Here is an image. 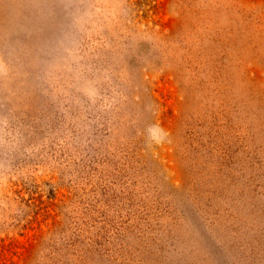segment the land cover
Returning <instances> with one entry per match:
<instances>
[{
    "label": "rangeland",
    "instance_id": "rangeland-1",
    "mask_svg": "<svg viewBox=\"0 0 264 264\" xmlns=\"http://www.w3.org/2000/svg\"><path fill=\"white\" fill-rule=\"evenodd\" d=\"M0 264H264V0H0Z\"/></svg>",
    "mask_w": 264,
    "mask_h": 264
}]
</instances>
